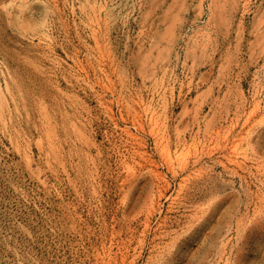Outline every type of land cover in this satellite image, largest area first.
I'll return each instance as SVG.
<instances>
[{
    "label": "rangeland",
    "instance_id": "1",
    "mask_svg": "<svg viewBox=\"0 0 264 264\" xmlns=\"http://www.w3.org/2000/svg\"><path fill=\"white\" fill-rule=\"evenodd\" d=\"M0 264H264V0H0Z\"/></svg>",
    "mask_w": 264,
    "mask_h": 264
},
{
    "label": "bare ground",
    "instance_id": "2",
    "mask_svg": "<svg viewBox=\"0 0 264 264\" xmlns=\"http://www.w3.org/2000/svg\"><path fill=\"white\" fill-rule=\"evenodd\" d=\"M6 10H9L11 12H13L16 16L19 15L21 13V9L19 7H16L15 5H12L10 7H4ZM4 9V10H5ZM211 261V260H210ZM209 261V262H210ZM212 262V261H211Z\"/></svg>",
    "mask_w": 264,
    "mask_h": 264
}]
</instances>
